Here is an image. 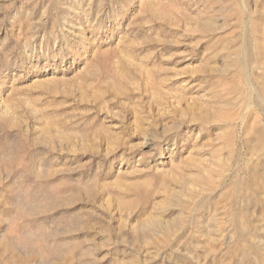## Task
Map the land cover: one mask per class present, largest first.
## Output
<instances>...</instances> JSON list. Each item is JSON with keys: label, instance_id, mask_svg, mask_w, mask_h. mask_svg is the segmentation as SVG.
Returning a JSON list of instances; mask_svg holds the SVG:
<instances>
[{"label": "rangeland", "instance_id": "obj_1", "mask_svg": "<svg viewBox=\"0 0 264 264\" xmlns=\"http://www.w3.org/2000/svg\"><path fill=\"white\" fill-rule=\"evenodd\" d=\"M0 264H264V0H0Z\"/></svg>", "mask_w": 264, "mask_h": 264}]
</instances>
